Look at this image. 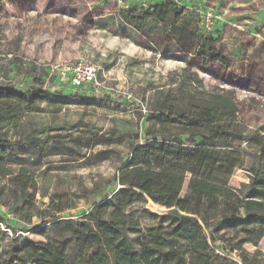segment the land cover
<instances>
[{
	"label": "trees",
	"instance_id": "obj_1",
	"mask_svg": "<svg viewBox=\"0 0 264 264\" xmlns=\"http://www.w3.org/2000/svg\"><path fill=\"white\" fill-rule=\"evenodd\" d=\"M109 25L162 57L195 60L226 71L236 64L214 45L213 34L200 24L199 14L177 1L153 0L120 9L116 17H109ZM187 78L199 83L192 75ZM248 82L264 90V79ZM89 87L80 89L86 92ZM94 100L86 93L62 95L41 87L22 91L0 85V178H6L0 186V207H7L23 223L39 218L46 238L25 237L21 243L14 239L9 249L0 251V264H253L263 255L248 253L244 245L257 246L264 238V165L251 163L246 169L248 182L239 188L229 185L241 161L239 146L246 127L238 118L236 103L223 93L196 89L157 96L146 116L151 123L146 140H133L126 161L116 168V192L108 198L100 186L82 187L83 196L100 200L78 218L61 215L70 205L57 208L56 217L49 216V209L41 213L36 191L39 180L47 177L46 170L37 175L20 158L83 157L81 146L105 141L102 135L92 142L74 137L78 144L74 147L64 139L67 135L47 133L55 126H42L23 139L11 140L8 129H18L22 118L43 111L42 105L90 107ZM120 141L121 135L114 134L106 143ZM9 161L15 168L8 166ZM146 200L168 210L142 226L127 210ZM218 240L224 252H235L238 258L215 254Z\"/></svg>",
	"mask_w": 264,
	"mask_h": 264
},
{
	"label": "rangeland",
	"instance_id": "obj_2",
	"mask_svg": "<svg viewBox=\"0 0 264 264\" xmlns=\"http://www.w3.org/2000/svg\"><path fill=\"white\" fill-rule=\"evenodd\" d=\"M151 1L0 0V85L22 91L41 87L62 95L88 93L95 99L90 107L61 102L42 105L44 110L25 115L18 129H8V138L23 139L32 130L55 126L47 133L67 135L64 139L74 147L78 145L74 137L92 142L96 135H102L105 141L81 146L83 157L30 154L20 158L37 175L46 170L47 177L39 180L36 191L41 213L49 209V216L56 217V209L66 205L70 207L62 216L78 218L87 213L100 197L83 196L82 187L100 186L101 193L110 198L118 189L113 177L118 165L127 159L129 144L135 139L146 140V131L151 128L146 119L148 111L154 99L168 91L223 93L236 103L246 132L239 146L241 161L229 185L239 188L248 182L246 169L251 163L264 165V90L248 82L264 79V0H177L179 5L199 11L205 25V16L210 13L208 27L203 28L213 34L214 45L235 60L230 71L195 60L162 57L144 44L122 37L109 25V17H116L120 9ZM79 61L99 66L98 82L86 92L62 82L55 69ZM188 75L199 83L188 79ZM114 134L121 135L120 143L108 145L106 141ZM8 166L15 168V163L9 161ZM5 182L6 178H0V186ZM185 192L186 183L182 194ZM2 208L0 251L9 249L14 239L18 243L25 237L46 240L39 218L23 223L7 207ZM167 210L146 200L131 204L127 212L145 226ZM7 227L9 231L4 232ZM220 243L218 240L215 254L238 258L235 252H224ZM244 250L250 254L261 252L263 255L257 256L253 264H264V238L257 246L245 244Z\"/></svg>",
	"mask_w": 264,
	"mask_h": 264
},
{
	"label": "built area",
	"instance_id": "obj_3",
	"mask_svg": "<svg viewBox=\"0 0 264 264\" xmlns=\"http://www.w3.org/2000/svg\"><path fill=\"white\" fill-rule=\"evenodd\" d=\"M177 1V0H173ZM200 17V24L208 27V20L211 17L210 13H207L205 18L207 20L206 25L202 19V14L197 11ZM58 71L59 79L67 83L73 88H87L98 82L97 75L99 73V66L95 63L79 61L76 64H67L65 63L61 67H55ZM1 209H3L1 207ZM0 228H3V223L0 222ZM3 230V229H2ZM4 231H9L7 228Z\"/></svg>",
	"mask_w": 264,
	"mask_h": 264
},
{
	"label": "crops",
	"instance_id": "obj_4",
	"mask_svg": "<svg viewBox=\"0 0 264 264\" xmlns=\"http://www.w3.org/2000/svg\"><path fill=\"white\" fill-rule=\"evenodd\" d=\"M187 4V6H190V4L187 2L186 3ZM71 87V86H70ZM91 87H93V86H91ZM73 88V87H72ZM73 89H75V88H73ZM78 89V88H77ZM87 91V90H86ZM87 95H88V93H86Z\"/></svg>",
	"mask_w": 264,
	"mask_h": 264
}]
</instances>
